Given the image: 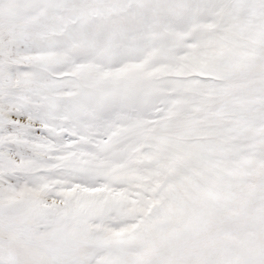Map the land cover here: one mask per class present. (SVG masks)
I'll return each instance as SVG.
<instances>
[{
    "label": "snow or ice",
    "instance_id": "1",
    "mask_svg": "<svg viewBox=\"0 0 264 264\" xmlns=\"http://www.w3.org/2000/svg\"><path fill=\"white\" fill-rule=\"evenodd\" d=\"M0 264H264V0H0Z\"/></svg>",
    "mask_w": 264,
    "mask_h": 264
}]
</instances>
